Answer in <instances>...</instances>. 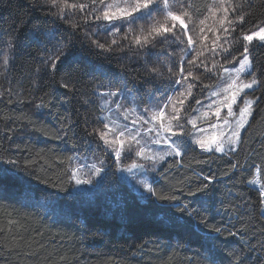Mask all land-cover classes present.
<instances>
[{
    "label": "trees",
    "instance_id": "16d2710c",
    "mask_svg": "<svg viewBox=\"0 0 264 264\" xmlns=\"http://www.w3.org/2000/svg\"><path fill=\"white\" fill-rule=\"evenodd\" d=\"M76 2L90 7L71 17L72 28L49 14L44 0H0V264H264L263 197L249 183L264 180V43L251 42L259 83L249 92L256 103L235 151L206 152L182 142L181 155H168L157 167L147 164L153 191L143 198L118 176L111 150L90 135L103 127L102 94L108 91L133 101L151 92L166 102L186 97L183 106L195 109L244 54L248 42L241 33L264 24V0H232L245 21L231 34L207 33L209 48L220 39L215 52L205 49L196 61L199 68L187 63L195 53L185 55L179 33L140 49L110 35L106 21L85 22L95 5ZM188 3L189 27L197 25L198 32L212 0ZM173 8L184 10V0ZM151 23L137 21L134 31ZM207 24L219 27L211 19ZM93 40L112 50L102 51ZM69 48L74 56L52 68L58 49ZM181 61L185 75L191 70L199 77H188L191 95L186 83H171L180 78ZM77 153L107 157L91 189L76 188L72 179Z\"/></svg>",
    "mask_w": 264,
    "mask_h": 264
},
{
    "label": "snow or ice",
    "instance_id": "6c2138e0",
    "mask_svg": "<svg viewBox=\"0 0 264 264\" xmlns=\"http://www.w3.org/2000/svg\"><path fill=\"white\" fill-rule=\"evenodd\" d=\"M177 0H111V2H106V0H91V10L87 13L85 17V22L88 19L94 20H103L107 24L104 25L106 30H110V35L113 37L120 36L122 40L128 41L130 45H135L140 49H147L149 45L155 44L159 38L161 41L168 40V34H173L174 36L179 33L177 38L181 43H185L187 48L185 49V55H188L189 51L194 52L195 55L188 59L187 63L192 65L195 68H199L201 65L197 64L196 61L203 55L204 50L215 52V43L220 39V36H216L213 40V47L209 48L204 42L208 39V32H217L223 30L226 34H231L237 30V24L242 25L245 21V16L243 14H237L238 5L234 4L232 0H212V3L208 4L206 7V14L203 15V18L199 20V31H196L197 25H192L193 16L189 9L192 8V5L188 3V0H184L185 8L177 12L174 10L173 5ZM45 4L50 5L49 14L56 15L59 20H63L65 23L70 24L72 28H76L77 25L71 23V17L77 12H84L85 9H88L90 5L85 3H78L76 0H44ZM51 9H56V12H51ZM157 15L163 16V20L156 19ZM232 17V18H230ZM213 20L215 24H218L219 27H213L207 24V21ZM149 20L153 21L147 29L141 27L139 33L134 31V25L137 21ZM127 28L122 32V29ZM231 30V31H230ZM194 33V34H191ZM186 37V40H185ZM241 38L243 41L252 42L253 39H257L260 42L264 43V27L258 28L256 31L251 33H241ZM70 43V42H69ZM92 43L102 51H111V46L99 42V40H93ZM112 45L117 44V40L114 38L111 41ZM9 47H12L11 42H9ZM67 47V45H65ZM225 51H227L225 49ZM248 45H244V55L243 59L239 61V68L234 69L236 75L235 78H231L229 82L226 83V86L222 89L225 94L223 100L215 109L216 117H220L222 108L227 109V114L223 117V124L228 129V132H221L219 136L212 137L210 139L198 138L195 140V143L199 147L206 151L211 152L213 148L216 152H224L225 143L231 146L232 151H235L237 145L242 143V130L246 129V126L249 125V118L253 115V105L256 103V100L245 99L243 101V106L238 108L237 112L233 111V105L237 103V97L244 92L245 89H253L254 85H258V81L255 78L254 74L251 72V61L247 55ZM74 56V52L71 48L68 51L63 49H58V55L55 58V61L52 63V68L56 67V63L60 62L61 59H70ZM7 63V59H5ZM207 71V67L205 66ZM155 71V69L153 70ZM228 71L227 69L225 70ZM247 72L249 75H252L253 78L244 82L240 80L241 73ZM188 77H192L193 80L199 79L195 76L193 71L189 70L187 74L184 73V63L181 61L180 66V78L172 81L171 83L179 85L181 87L184 84H187L185 91L188 95H191L194 84L188 82ZM237 81H240L238 84ZM67 87L68 85H64ZM206 87V86H205ZM170 91H176L175 88H170ZM107 97H117L126 95L124 92L118 91H108L103 93ZM213 95H220V93H213ZM181 97H184V93H180ZM186 99V97H184ZM184 99H179V108L177 103L174 102L173 97L169 96L167 102L160 104L154 103L152 97L148 99L140 97L139 101L134 102L137 105H143L141 113L137 115L136 119L131 123L133 126L136 125H150L145 131L148 134L155 133V138L152 140L153 143L159 144L161 141L168 145L170 151L166 155H181V147L178 141L172 140L171 137L178 136L183 134V125L180 124V120L183 118L181 111L183 110ZM259 99V97H257ZM109 100L105 101V104H108ZM196 103H200L199 100ZM172 105L171 112L168 111L169 105ZM116 108L119 110L122 105L119 101H115ZM209 108L212 105L208 106ZM133 108L131 111H135ZM127 111V110H126ZM229 118H233L235 122V127H232V121ZM124 119L127 120V115L124 116ZM175 122V125L174 123ZM100 124L102 128H94L90 135L98 136L104 145H106L112 153H114L116 161H121L122 157L131 158V153L133 152L132 144L133 142L136 145H140L141 136L140 127H135L133 130L129 128L126 124L120 125L114 120L105 122L104 119H100ZM187 123L193 125V128L196 127V120L189 119ZM175 129H179V132ZM226 137V139H225ZM127 145V147H125ZM135 155L144 160H154L155 157L148 154V149L144 146H139L135 150ZM159 159L163 160L164 156H160ZM143 167L133 161L128 170ZM94 174H99L101 172L100 168H97L95 165L92 166ZM79 169L72 173V179L75 180L76 184H89L90 180H82L79 178L78 173ZM259 174V170L257 175ZM205 179H209L205 177ZM249 183L259 185L260 194L264 197V183L259 179L250 180ZM149 192H152L153 189L147 185ZM205 188L207 185L204 186ZM203 189H198L202 191ZM195 195V193H191ZM159 199H167V197H159ZM219 232V229L216 230Z\"/></svg>",
    "mask_w": 264,
    "mask_h": 264
},
{
    "label": "rangeland",
    "instance_id": "374dc122",
    "mask_svg": "<svg viewBox=\"0 0 264 264\" xmlns=\"http://www.w3.org/2000/svg\"><path fill=\"white\" fill-rule=\"evenodd\" d=\"M264 27V24L258 26L254 31H256L258 28ZM253 32V31H252ZM251 33V32H250ZM255 40V39H253ZM248 52L247 55L249 56V59L251 61V42H248ZM245 54V53H244ZM243 54V55H244ZM243 55L238 60L231 63L226 69L227 72L224 70L222 73V77L220 81L213 86L210 91L207 93V97L202 100V102L198 103L195 109L193 107H190L189 104H186L183 106V110L181 111L182 119L180 120V124H182L183 127V134H180L178 136L171 137L172 140L178 141L180 143L185 142L188 140V142L195 143V140L198 138L202 139H210L212 137L219 136V134L223 131L225 133L228 132V129L223 124V117L227 114V109L222 108L220 117H216L215 115V109L219 105V103L223 100L224 93L222 89L226 86V83L229 82L230 77L235 78V71L234 69L239 68V61L243 59ZM251 72L254 74L255 78L257 79L256 73L252 68L251 63ZM253 78L252 75H249L247 72L241 73L240 80L244 82H248ZM258 81V80H257ZM239 84L240 81H237ZM257 87V85L253 86V89H245L244 92H242L237 97V103L233 105V111L237 112L238 114V108L243 106V101L245 99H251L256 100L255 97L249 94L252 90H254ZM213 93H220V95H213ZM152 97V100L154 103H166L164 100L165 98L161 93H149L147 96V99L149 97ZM109 100L108 104H105V101ZM119 101V103L122 105V107L118 110L115 105V101ZM177 107L179 108L178 101ZM212 105L211 108L208 106ZM102 106L104 107V114L103 119L105 122H108L110 120L116 121L120 125H127L129 128H132L133 130L135 127H140L141 136L138 137L140 139V145H136L134 142L132 146H136L137 148L139 146H144L146 149H148V154L155 157L154 160H144L142 158L133 157L130 160L129 158L126 159V161H119L117 163V174L120 178L124 179L130 186L135 188L139 194L142 195V197H146L149 194L148 188L145 187V185L151 187L150 178L146 173V167L147 164L151 165L153 164L155 167L159 165V163L162 161L159 159L160 156H164L166 158L168 155L166 153L170 151L168 148V145L161 141V143L156 144L153 143L152 140L155 138V133L148 134L145 129L147 127H150V125H136L133 126L131 123L133 120L136 119L137 115L141 113V109L143 105H137L136 102L132 100L131 95H123L118 97H107L105 96L102 101ZM254 106V105H253ZM135 108V111H131V109ZM172 105L170 104L168 111L171 112ZM127 110V111H126ZM127 115L128 119L125 120L124 116ZM189 119H195L196 120V127L193 128V125L190 123H187ZM232 121V127H235V122L233 118H229ZM250 119V118H249ZM175 125V122H173ZM179 132V129H175ZM226 139V137H225ZM196 144V143H195ZM199 146L198 144H196ZM127 147V145H125ZM231 148V146L227 143H225L224 150ZM213 150H215L213 148ZM112 153V152H111ZM114 155V153H112ZM75 158V165H74V171L79 169V172L77 173L79 178L82 180H90L93 181L95 178H100L103 175V163H106L107 157L102 156L98 159L97 156L89 155V154H83V153H77ZM115 156V155H114ZM135 161L136 163L143 165V167L132 169L131 171L128 170L129 165ZM95 165L97 168L101 169V172L97 175L94 174V170L92 166ZM148 172V171H147ZM264 183V180L261 181ZM254 186H257L259 188V185L252 184ZM76 188L78 189H91L92 188V182L89 184H76ZM260 189V188H259ZM263 212H264V197H263Z\"/></svg>",
    "mask_w": 264,
    "mask_h": 264
}]
</instances>
